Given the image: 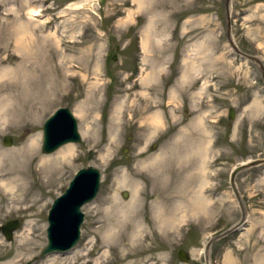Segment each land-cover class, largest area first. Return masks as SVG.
<instances>
[{
	"label": "rangeland",
	"instance_id": "1",
	"mask_svg": "<svg viewBox=\"0 0 264 264\" xmlns=\"http://www.w3.org/2000/svg\"><path fill=\"white\" fill-rule=\"evenodd\" d=\"M0 76V147L38 141L14 189L0 179V225L20 221L12 239L0 228V264H264V162L231 184L236 163L264 157V0H0ZM61 105L81 139L65 168L59 159L47 171L41 160L70 144L41 149L43 121ZM89 164L101 181L79 241L40 255L51 201ZM124 174L142 188L145 233L128 248L104 230ZM116 196L129 201L133 185ZM160 209L174 217L159 227Z\"/></svg>",
	"mask_w": 264,
	"mask_h": 264
},
{
	"label": "water",
	"instance_id": "2",
	"mask_svg": "<svg viewBox=\"0 0 264 264\" xmlns=\"http://www.w3.org/2000/svg\"><path fill=\"white\" fill-rule=\"evenodd\" d=\"M100 1L104 2V0ZM113 58L115 57L113 56ZM233 116L234 109L230 107L229 117L232 118ZM80 139L77 117L68 106L56 107L44 119L41 143V149L44 152L53 151L66 142H75ZM3 141L9 144L11 137L5 135ZM262 162H264V157L236 163L231 172L232 186V177L238 168ZM100 178L101 169L99 167L91 164L79 167L64 190L53 198L47 210V242L40 251L41 255L67 251L78 242L81 236V224L85 215L82 206L96 195ZM233 189L235 191L234 186ZM123 195L126 196L127 193L124 192ZM19 224L18 219H9L1 224L0 228L7 239H12L13 231ZM208 246L209 243L205 248L207 249ZM178 255L183 260L189 257V254L181 248L178 249Z\"/></svg>",
	"mask_w": 264,
	"mask_h": 264
},
{
	"label": "bare ground",
	"instance_id": "3",
	"mask_svg": "<svg viewBox=\"0 0 264 264\" xmlns=\"http://www.w3.org/2000/svg\"><path fill=\"white\" fill-rule=\"evenodd\" d=\"M33 10H34V8H33ZM34 13L35 12H33L31 14H34ZM18 32L21 33L20 34L21 36L18 37V42L23 45V48L25 47V49L26 48L28 49L30 46H32V44L29 42V41H31L30 39H28V40L24 39L26 33H28L30 36H32L31 30L25 29V30H21ZM30 55H31V53H30ZM24 57H25V55L22 58H24ZM7 69H9V68H7ZM7 69H5V70H7ZM4 73H5V75H4ZM4 73H3V76H6L7 72L4 71ZM8 73H9V71H8ZM79 112L81 114L83 112V108L81 106L79 107ZM147 120H148L149 125L151 127H156L159 125V114L158 113L152 114L147 118ZM117 124H116V126H117ZM85 127L86 128H85L84 134L87 133V125ZM37 142H38L37 138L35 137L33 140H31L29 142L27 147L12 151L11 154H8V151H7L8 149H3L2 147H0V179L11 177V181L9 183L10 185L5 186L7 189H9V190L14 189L15 186L12 185V183L16 182V180L20 177V174L23 172V169L20 166H18L17 163H18V161H21L22 158L26 154H28V153L32 154V152L35 151V148H36L35 145L37 144ZM67 143H70V144H67ZM65 144H67V145H65ZM65 144H64L65 146L62 147L60 150H58L55 154L49 155L48 157H44L41 160V164L44 166H46L50 162L53 163L52 167L49 168L47 171H49V170L53 171V169H57L58 165H56V161L59 159H61V162H62L59 165L60 168H65L66 163L73 160L72 154L76 150L75 145L72 144V142H66ZM7 159H8V161H7ZM151 163L154 164V159L147 161L145 163V165L148 166ZM138 181L135 178L129 179V177L126 174H124L122 176V178L118 181V187H117L115 194L112 197H110V200L108 201L110 205L108 204V206L106 207V211L108 213H110L111 216L108 218V220L105 222V225H104V230L106 232L105 235H106V237L107 236L108 237H110V236L111 237H120L123 241L124 247H126V248H128L129 245L132 247H134V246L136 247L139 244V242L141 241V238L145 237V233L142 232V227H143L142 223L137 218V214L139 213V210H138V207L136 205L139 206V200L142 197V188L140 187V185H139L140 183ZM124 185H133V196H132V198L129 201H124V202H122L121 200H118V201L115 200V199H117L116 195H117L118 189ZM1 188H3V186ZM111 198H113L112 201H111ZM195 201H197V200H195ZM194 204H193V202L190 203L189 206L193 207V208L191 207V210H194L195 209L194 206L197 205V204L196 205H194ZM200 204L202 205V203H200ZM184 207H186V206L181 204L179 206V209H183ZM189 208H188V211L191 212V210ZM183 211H182L183 213L181 212L182 215L180 218H182V216H186L189 214V212L185 211V209H183ZM193 213H195V212H193ZM172 217H174V216H171L170 213H167L165 210L160 209L159 214H158V218H157V225L159 224L158 226L160 227V225H164V224H167L168 222H171L173 220ZM170 224H172V223H170ZM104 253H105V250H104L103 254ZM100 257L97 258V261H99ZM13 263L14 262H9L8 264H13Z\"/></svg>",
	"mask_w": 264,
	"mask_h": 264
},
{
	"label": "flooded vegetation",
	"instance_id": "4",
	"mask_svg": "<svg viewBox=\"0 0 264 264\" xmlns=\"http://www.w3.org/2000/svg\"><path fill=\"white\" fill-rule=\"evenodd\" d=\"M261 75H263V74H261Z\"/></svg>",
	"mask_w": 264,
	"mask_h": 264
}]
</instances>
